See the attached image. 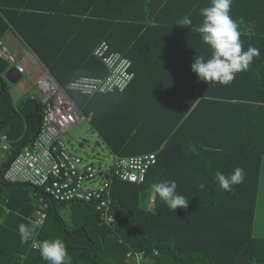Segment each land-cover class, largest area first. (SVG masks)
Returning a JSON list of instances; mask_svg holds the SVG:
<instances>
[{
  "label": "trees",
  "instance_id": "16d2710c",
  "mask_svg": "<svg viewBox=\"0 0 264 264\" xmlns=\"http://www.w3.org/2000/svg\"><path fill=\"white\" fill-rule=\"evenodd\" d=\"M210 0H0V40L13 31L62 87L78 77H103L93 55L101 41L132 61L134 79L124 92L70 96L114 155L156 152L157 163L141 184L112 181L113 224H102L93 203L57 202L28 183L11 184L0 171V264H46L19 226H33L47 204V217L33 237L62 239L70 264H129L130 250L147 264H264V239L254 225L264 159V0H233L242 51H260L247 71L228 85L199 80L195 57L212 50L197 29ZM184 16L192 25L177 21ZM0 56V134L10 156L29 146L44 106L14 104ZM1 146V141H0ZM8 166V165H7ZM245 170L243 183L222 190L215 173ZM165 180L189 200L171 210L155 192ZM204 185L203 188L200 186ZM153 194V195H151ZM152 196V198H151ZM153 200L144 207L142 200ZM68 208V219L65 209ZM32 237V238H33Z\"/></svg>",
  "mask_w": 264,
  "mask_h": 264
},
{
  "label": "built area",
  "instance_id": "2783aa9c",
  "mask_svg": "<svg viewBox=\"0 0 264 264\" xmlns=\"http://www.w3.org/2000/svg\"><path fill=\"white\" fill-rule=\"evenodd\" d=\"M93 55L100 59L107 74L103 77H78L62 87L46 71L36 80V96L44 106L39 132L29 146L22 147L5 169L3 178L6 182L28 183L40 188L57 202L84 201L93 203L100 214L102 224H113L115 218L110 212V189L112 181L141 184L146 181L148 171L157 163V153L149 152L131 156L114 155L110 168L101 171L92 163L71 153L64 135L75 125L90 120L77 107L70 94L79 93L86 97L97 94L124 92L134 79L132 61L122 53L112 51L106 41H101ZM10 66H15L20 73L24 68L20 60L12 55H4ZM0 154L10 152V141L5 134H0ZM100 181L96 187L88 183ZM153 200L151 201L152 205ZM47 204H43L35 214L33 225L41 228L47 214ZM32 248L39 249L41 241L34 236ZM129 264H147L144 251L130 250L127 255Z\"/></svg>",
  "mask_w": 264,
  "mask_h": 264
},
{
  "label": "clouds",
  "instance_id": "9594fccd",
  "mask_svg": "<svg viewBox=\"0 0 264 264\" xmlns=\"http://www.w3.org/2000/svg\"><path fill=\"white\" fill-rule=\"evenodd\" d=\"M232 3L233 0H210V5L200 10L204 19L197 31L201 34L203 42L210 46L212 55L207 60L204 56L195 57L191 68L199 80L228 85L237 73L247 71L253 58L260 55L259 49L252 46L242 51L239 23L230 16ZM177 25L189 27L192 20L184 16L177 21ZM245 175L242 167H236L228 175L217 171L215 179L222 190L232 191L234 185L244 182ZM200 187L203 188L204 185ZM176 189L177 183L174 180H165L155 185V192L175 212L177 208H186L189 203ZM35 228L36 225L19 226L21 243L32 239ZM39 253L46 264H70L71 261L65 242L59 238L42 241Z\"/></svg>",
  "mask_w": 264,
  "mask_h": 264
},
{
  "label": "rangeland",
  "instance_id": "374dc122",
  "mask_svg": "<svg viewBox=\"0 0 264 264\" xmlns=\"http://www.w3.org/2000/svg\"><path fill=\"white\" fill-rule=\"evenodd\" d=\"M63 138L68 143L71 153L80 156L87 163H92L101 171L112 166L114 154L107 143L92 129L91 123L88 120H84L80 124L73 126ZM99 182L88 183L87 186L96 187ZM151 198L149 201L144 198L142 205L144 207H151ZM64 213L66 214V219H68V208L65 209ZM255 214L254 235L256 238L264 239V159Z\"/></svg>",
  "mask_w": 264,
  "mask_h": 264
},
{
  "label": "crops",
  "instance_id": "0c3cea01",
  "mask_svg": "<svg viewBox=\"0 0 264 264\" xmlns=\"http://www.w3.org/2000/svg\"><path fill=\"white\" fill-rule=\"evenodd\" d=\"M8 54L18 58L24 68L23 78L16 84H11L6 79L11 86L10 92L14 104L20 105L28 102L29 99L32 100L31 97L37 95L35 87L36 80L48 70L38 61L34 54L22 44L21 40L13 31L7 32L0 40V56L4 57V55ZM12 67L13 66H10V68ZM34 100L40 101L38 98ZM33 140L34 139H32L31 142ZM5 156L6 153L0 154V158Z\"/></svg>",
  "mask_w": 264,
  "mask_h": 264
},
{
  "label": "water",
  "instance_id": "95a60500",
  "mask_svg": "<svg viewBox=\"0 0 264 264\" xmlns=\"http://www.w3.org/2000/svg\"><path fill=\"white\" fill-rule=\"evenodd\" d=\"M4 77L11 83V84H16L23 78V74L20 73L15 66L10 68L4 75ZM22 148V147H21ZM21 148L16 151L12 156L8 158V160L5 162V164L2 166L1 170L2 171L4 168L7 167V165L12 161L13 157L21 150Z\"/></svg>",
  "mask_w": 264,
  "mask_h": 264
}]
</instances>
